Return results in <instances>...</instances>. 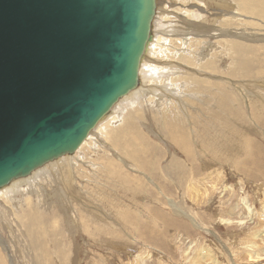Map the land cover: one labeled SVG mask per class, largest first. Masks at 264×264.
<instances>
[{"label":"rangeland","instance_id":"1","mask_svg":"<svg viewBox=\"0 0 264 264\" xmlns=\"http://www.w3.org/2000/svg\"><path fill=\"white\" fill-rule=\"evenodd\" d=\"M238 14L224 0H156L141 60L154 95L120 100L82 149L2 191L0 264H264V26ZM225 40L260 50L229 57L238 45Z\"/></svg>","mask_w":264,"mask_h":264},{"label":"water","instance_id":"2","mask_svg":"<svg viewBox=\"0 0 264 264\" xmlns=\"http://www.w3.org/2000/svg\"><path fill=\"white\" fill-rule=\"evenodd\" d=\"M156 0H0V188L63 154L137 87Z\"/></svg>","mask_w":264,"mask_h":264},{"label":"bare ground","instance_id":"3","mask_svg":"<svg viewBox=\"0 0 264 264\" xmlns=\"http://www.w3.org/2000/svg\"><path fill=\"white\" fill-rule=\"evenodd\" d=\"M225 1V4H227L232 10H235V8L237 9V11L239 12V16L241 17H247V18H251V19H256V20H258V22L260 23V24H263V26H264V0H231L233 3H234V5L233 4H230L229 3V1H227V0H224ZM223 3V2H222ZM224 5V4H223ZM224 7H226L225 5H224ZM158 10V8L156 9V11ZM160 10V9H159ZM220 10V9H219ZM232 20H230V19H226V20H223L222 22H220L219 23V25L220 26H229V27H231V24H232ZM247 24V23H246ZM219 27V26H218ZM222 27V28H223ZM221 28V29H222ZM251 28V27H250ZM263 28V27H262ZM219 30L218 29V31H220V33H218L219 34V36H218V38L220 37H222V38H231V37H233L232 35H230V33H227V32H225L223 29V31L222 30ZM217 31V30H216ZM162 33V32H161ZM163 35V34H162ZM153 37V36H152ZM157 41H160L159 39H156ZM154 41V40H153ZM247 43V42H246ZM225 44H228L229 45V47L228 48H233V46H235V45H238V47H236L235 49H233L235 52L232 54V55H230L229 57H233L236 53H238V52H241L242 53V57H245L246 55H244L245 54V50L247 49V50H250L251 52H253V53H255V52H259V48H257V49H252V48H250V46L249 47H247L246 48V46H242L241 44H236V43H234V42H232V41H229V40H225ZM244 45H246V44H244ZM156 46V45H155ZM151 42L150 43H148V45H147V47H146V50H145V56L142 58L143 60H147L148 58H147V56L151 53V51H152V49L154 50V47H155ZM227 50H229V49H227ZM246 50V51H247ZM247 53H250L249 51L247 52ZM178 54V53H177ZM256 54V53H255ZM237 55V54H236ZM223 56V55H222ZM205 57V56H204ZM204 57H202V58H204ZM150 59V58H149ZM244 59V58H243ZM233 60V59H232ZM196 61V60H195ZM198 61V60H197ZM241 61H244V60H241ZM241 61H240V63H241ZM249 61V60H248ZM212 62V61H211ZM253 62H255V61H251V65L253 64ZM207 65L206 66H204L203 68L204 69H206V70H211V68L210 67H212L211 65H210V61H207ZM238 62H236V64H237ZM248 63V62H247ZM239 64V63H238ZM154 64H152V66H153ZM203 65H205V64H203ZM212 65H214V64H212ZM241 65V64H240ZM243 65V64H242ZM151 66V65H150ZM151 66V67H152ZM156 66V65H155ZM159 66V65H158ZM244 66V65H243ZM143 67H145V65H144V63H143V61L141 62V64H140V68H139V74H138V83H137V87L134 89V90H132L131 92H129L125 97H123V98H121V99H119L118 100V102H120V100H122V102H123V99L125 100L126 98H127V100L129 99V101L132 99L133 100V98L134 97H136V95H142V93H144V94H146V93H150V94H152V95H154V92H155V90L154 89H152V88H148V90L145 88L146 86H145V79L142 77V76H144V75H142V69H143ZM147 68V67H146ZM239 68V67H238ZM214 69V68H213ZM242 69H244V71L241 73V74H243L244 76H245V74H248L247 75V77L249 76V75H251V74H253V72L251 71V69H249L248 68V65L245 63V68H242ZM258 70L260 69L261 70V73L262 74H264V69L262 68L261 69V67H258L257 68ZM147 70V69H146ZM154 71H155V69H154ZM216 71V70H215ZM259 72H257V74H258ZM157 78L159 77V76H156ZM149 78V77H148ZM146 81H147V79H146ZM152 82H153V80H152ZM200 82V81H199ZM139 83H140V85H139ZM202 83V82H201ZM205 84V83H204ZM163 88H165V87H163ZM132 96H133V98H132ZM176 97V96H175ZM134 101V100H133ZM127 102V101H126ZM116 105V104H115ZM116 106H118V105H116ZM116 106H115V109H116ZM114 109V108H113ZM107 116V115H106ZM105 116V117H106ZM105 117L103 118V119H101L100 121L102 122V121H104V119H105ZM112 118V117H111ZM107 119V118H106ZM108 120H109V118H108ZM108 120H106V122L108 121ZM100 123V122H99ZM103 123V122H102ZM107 124H108V122H107ZM98 126H101L102 128L101 129H104L103 127H104V125L103 124H98ZM109 126V125H108ZM106 127V126H105ZM110 127H111V125H110ZM109 127V128H110ZM94 129H97V127H95ZM110 130V129H109ZM94 131V130H93ZM101 131V130H100ZM103 131V130H102ZM101 131V132H102ZM114 131V130H113ZM171 131H172V129H171ZM173 132V131H172ZM104 133V132H103ZM110 133V132H109ZM180 133V132H179ZM91 134V132L88 134V136ZM108 134V133H107ZM172 136H173V134H171ZM180 135V134H179ZM176 139V138H175ZM86 140H88V138H86L85 140H84V142L82 143V146H84L85 144V141ZM177 142H178V140H177ZM176 142V143H177ZM87 143V142H86ZM175 143V142H174ZM178 144H181V145H179L180 147L182 146L184 149H185V152H187V153H189L188 152V150H187V144H186V141H185V138H183V140H181V141H179V143ZM87 145V144H86ZM87 147V146H86ZM81 148V147H80ZM82 149V148H81ZM80 149V150H81ZM182 149V148H181ZM84 151V150H83ZM74 153V152H73ZM72 154V153H71ZM83 154V153H82ZM61 156H64L65 157V154H63V155H61ZM60 156V157H61ZM68 156V155H67ZM72 157V156H71ZM70 157V158H71ZM59 158V157H58ZM58 158H56L55 160H57ZM60 159H62V158H60ZM59 160V159H58ZM51 161H53V160H51ZM50 161V162H51ZM53 162H55V161H53ZM52 162V163H53ZM56 164V163H55ZM46 165H48L47 163H46ZM45 166V165H44ZM58 166V165H57ZM56 167V166H55ZM40 168V167H39ZM62 168H64L63 169V172L61 173V177H62V179L60 178L59 179V181L61 182V184L59 185V186H61L62 187V192H60V193H57L56 195V197L58 198V199H64L65 197V193H66V191H67V189H70V191H71V189H72V187H73V185H74V183H75V181H76V178H75V174H74V172H73V165H71V164H68V161L67 162H65L64 164H63V166H62ZM38 169V168H37ZM59 169V168H58ZM36 170V169H35ZM105 170V169H104ZM38 171H39V169H38ZM106 172V171H105ZM58 173L60 174V171L58 170ZM103 173H104V171H103ZM27 179H32V178H30V175L29 176H27V177H19V178H16V179H13V180H11L10 182H9V184H7L6 186H4V187H2V188H0V195L1 196H4L3 194L5 193V192H2L3 190L5 191V189L6 190H9V192L11 191V193L12 192H16L17 191V189H19V184H21L23 181L25 182ZM29 185V184H28ZM32 185V184H31ZM21 190V189H20ZM57 190V189H56ZM74 191V190H73ZM9 192H7V193H9ZM54 192V191H53ZM56 192V191H55ZM6 195V194H5ZM10 195V194H9ZM20 195V194H19ZM8 197V196H7ZM6 197V198H7ZM1 199V198H0ZM26 201V200H25ZM63 201H65V199L63 200ZM67 202V201H66ZM31 202H29V204H30ZM62 206L63 205V203L61 204H59V206ZM37 217V216H36ZM59 224V223H58ZM39 229V228H38ZM256 258L258 259L259 257H257L256 256ZM255 258V259H256Z\"/></svg>","mask_w":264,"mask_h":264}]
</instances>
